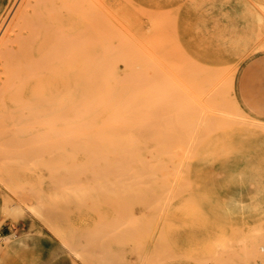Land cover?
<instances>
[{"label": "rangeland", "instance_id": "rangeland-1", "mask_svg": "<svg viewBox=\"0 0 264 264\" xmlns=\"http://www.w3.org/2000/svg\"><path fill=\"white\" fill-rule=\"evenodd\" d=\"M57 1L9 0L0 16V264H264V119L237 97L242 67L264 52V0H79L114 19L149 82L179 88L191 132L166 112L161 134L44 135L8 116L30 107L39 76L21 87L17 75L35 37L61 32ZM13 231L33 235L12 247Z\"/></svg>", "mask_w": 264, "mask_h": 264}, {"label": "bare ground", "instance_id": "bare-ground-1", "mask_svg": "<svg viewBox=\"0 0 264 264\" xmlns=\"http://www.w3.org/2000/svg\"><path fill=\"white\" fill-rule=\"evenodd\" d=\"M78 1L59 0L56 2L53 17L61 29V32L58 34L59 38L55 32L45 33L44 36L40 35L34 38L31 49L28 51L25 60L21 62L20 69L23 71L21 73L17 71L20 74L16 75L19 78L18 84L21 87L31 85V79L34 76H39V81L34 86V90L29 93V109L26 111L22 109L23 111L17 115L9 113V119L14 121L15 124H24L27 127L34 128L35 131L33 133L39 131L40 134L44 135L48 132H64L73 129H81L97 135L104 133L126 134L140 133L142 128H147L154 133L161 134L163 130L160 126H162L164 120L163 115L167 112L169 115L172 114V119L177 129L181 131L183 128L184 131L187 130L190 133L191 122L189 114H186L184 108L181 107L183 101L178 94L179 88L170 89L166 86L152 84V80L149 82L146 72L140 65L143 61L142 54L139 50L128 49L126 41L124 39L120 40L119 32L114 29L111 21L112 18L110 19L109 16L104 13L102 14V12L96 9L88 10L87 8H83L80 11L81 8L78 5ZM114 1L121 5H131V3L139 4L141 0ZM27 5L30 6L29 4L24 6ZM192 7L194 8V6ZM196 7L195 9H198ZM141 10L143 9H140L139 12ZM32 11H34L33 7ZM35 15L37 16V11ZM25 16H23L24 18L21 17L20 20L26 19V25L27 19L31 17L25 18ZM29 26L32 27V25ZM162 27H164L163 24L157 26L158 35ZM16 29L18 30V28ZM34 29L36 30V28H32V30ZM55 36L57 39H53ZM51 40L55 42L51 47L53 51L47 54L46 44L50 43ZM160 40V38L153 39L152 42L155 48L159 47ZM7 53H10V51H7ZM176 61L178 60L175 59L173 62ZM203 67L202 70L207 74L208 71L205 72L204 70L207 69L205 68V64H203ZM46 69L51 71L52 77L44 74L43 71ZM202 70L200 72L201 75L203 74ZM204 77H208V75L201 78V80L204 79L202 80L203 83L207 81V78ZM13 80L14 73L8 71L6 76L2 78L1 83L4 86H10L14 83ZM4 116L0 120V127L6 123ZM88 123H91L90 127H88ZM235 205L236 202L229 204L231 208ZM31 236L28 232L17 233L13 231L11 234L5 236L4 239L7 240L10 246L17 247L24 246Z\"/></svg>", "mask_w": 264, "mask_h": 264}, {"label": "crops", "instance_id": "crops-1", "mask_svg": "<svg viewBox=\"0 0 264 264\" xmlns=\"http://www.w3.org/2000/svg\"><path fill=\"white\" fill-rule=\"evenodd\" d=\"M8 3L9 0H0V16ZM237 97L249 113L264 119V52L250 58L242 67L237 81Z\"/></svg>", "mask_w": 264, "mask_h": 264}]
</instances>
